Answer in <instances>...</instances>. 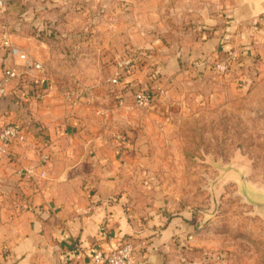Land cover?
Listing matches in <instances>:
<instances>
[{
	"label": "rangeland",
	"instance_id": "rangeland-1",
	"mask_svg": "<svg viewBox=\"0 0 264 264\" xmlns=\"http://www.w3.org/2000/svg\"><path fill=\"white\" fill-rule=\"evenodd\" d=\"M257 1L7 0L0 9V28L6 24L16 47L42 65L22 76L41 84L39 121L81 125L50 143L68 141L66 154L85 159L86 173L120 152L128 229L119 245L132 244L136 264H264V11L256 12ZM0 63L2 71L23 66L4 49ZM140 89L151 106L136 104ZM42 152L50 161L40 184L52 178L53 155ZM13 178L10 192L0 174V196L20 205L25 194L15 189L26 180ZM72 188L57 189L72 197Z\"/></svg>",
	"mask_w": 264,
	"mask_h": 264
},
{
	"label": "crops",
	"instance_id": "crops-1",
	"mask_svg": "<svg viewBox=\"0 0 264 264\" xmlns=\"http://www.w3.org/2000/svg\"><path fill=\"white\" fill-rule=\"evenodd\" d=\"M255 10L257 13L264 11V0L256 2ZM2 54L3 49H0V56ZM26 81V77L14 80L6 92L0 94V125L14 123L26 136L25 141L10 146L9 155L0 156V174L7 180L3 188L13 191V177L19 176L18 167L38 165L45 149L53 155L52 178L43 184L21 180L24 185L15 189L25 194L20 205L9 199L2 200L0 196V264H62L65 260H90L95 249L110 250L119 245L128 229L123 203L118 196L115 165L119 162L116 155L120 157L121 154L117 150L118 154L112 158L102 156L92 173L82 172L85 159L76 157L71 161L66 154L70 149H65L68 141L50 143L48 140L62 131L74 134L81 130V125L47 127L39 121L38 111L43 107L37 104L42 95L41 84L38 80L32 85ZM98 141L102 146L114 147V143L106 139ZM57 162L68 164L56 170ZM84 178L86 182H82ZM58 186L62 189L73 187V196L63 193L61 197ZM26 200L28 203L22 207Z\"/></svg>",
	"mask_w": 264,
	"mask_h": 264
},
{
	"label": "built area",
	"instance_id": "built-area-1",
	"mask_svg": "<svg viewBox=\"0 0 264 264\" xmlns=\"http://www.w3.org/2000/svg\"><path fill=\"white\" fill-rule=\"evenodd\" d=\"M0 9L4 12L7 10V0H0ZM0 48L6 50L13 59L23 61V66L16 63L6 64L0 77V94L6 92L9 85L17 79L22 78L30 69H40L42 67L40 61L31 59L24 51L19 50L13 42L10 28L4 24L0 28ZM131 61L124 59L121 63L122 68L130 69ZM118 75L114 78L115 82H119ZM135 102L139 106H151L153 97L145 90H138L135 95ZM118 138L124 139L122 135ZM26 136L23 131L14 123L0 125V156L9 155V148L15 143L25 141ZM50 157L48 153L42 152L38 165L19 166L17 173L21 178L27 181L38 183L41 178L47 175V166ZM103 230L105 231L104 227ZM93 264H136L134 257V249L130 242L117 245L110 250L97 248L90 257Z\"/></svg>",
	"mask_w": 264,
	"mask_h": 264
},
{
	"label": "water",
	"instance_id": "water-1",
	"mask_svg": "<svg viewBox=\"0 0 264 264\" xmlns=\"http://www.w3.org/2000/svg\"><path fill=\"white\" fill-rule=\"evenodd\" d=\"M248 196V198L250 199V200H253L252 198H251V196H249V195H247Z\"/></svg>",
	"mask_w": 264,
	"mask_h": 264
}]
</instances>
